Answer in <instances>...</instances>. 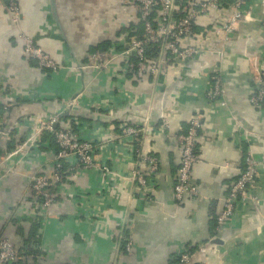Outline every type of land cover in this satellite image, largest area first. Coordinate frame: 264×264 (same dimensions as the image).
<instances>
[{"label": "crops", "instance_id": "crops-1", "mask_svg": "<svg viewBox=\"0 0 264 264\" xmlns=\"http://www.w3.org/2000/svg\"><path fill=\"white\" fill-rule=\"evenodd\" d=\"M131 1L18 0L19 24L1 1L0 83L16 99L8 115L0 110V117L7 126L21 124L3 148L17 147L34 117L59 114L56 127L100 141L102 136L115 138L124 124L139 128L146 120L149 131L140 152L157 160L156 172L147 178L151 200H146L131 179L112 185L101 174L105 155L121 176L147 169L131 139L129 153L121 139L107 143L106 138L95 148L98 167L64 177L54 190V207L39 222L30 211L28 176L48 173L57 150L49 135H43L37 152L17 155L11 171L0 169V236L18 254L8 264H178L185 251L193 252V264H264V104L249 103L255 80L264 77V0H245L249 19L239 23L225 42L218 37L222 10L199 17L194 38L213 31L203 43L211 53L162 68L156 82L149 75L140 79L118 75L123 63L118 56L121 35L137 24L128 6ZM21 33L55 61L56 71L46 72L26 58ZM101 44L105 50L93 51ZM221 49L225 106L205 96L214 52ZM97 51L107 53L106 68H94L92 55ZM196 114L201 127L190 182L198 195L176 202L173 189L180 163L176 135L187 130ZM164 123L167 128H161ZM247 150L259 164L252 192L258 202L236 203L221 235L225 240L218 247V259L208 248L217 237L215 218ZM121 237L133 244L130 256L124 253Z\"/></svg>", "mask_w": 264, "mask_h": 264}, {"label": "built area", "instance_id": "built-area-1", "mask_svg": "<svg viewBox=\"0 0 264 264\" xmlns=\"http://www.w3.org/2000/svg\"><path fill=\"white\" fill-rule=\"evenodd\" d=\"M128 6L141 28L140 30L137 27L131 28L129 32L121 35L123 49L118 56L123 63L118 68V75L127 77L134 74L137 79L149 75L155 82L160 76L162 68L168 69L176 62L188 61L201 54L211 53L204 48L203 43L207 40V34L213 31H206L198 39L194 38L193 25L199 17L209 12L223 11V14L218 18L220 22L218 37L223 42L230 39L239 23L246 22L249 19V11L245 10V0H231L228 4L223 0H132ZM6 8L11 13L13 22L19 24L18 0H7ZM261 26L264 28V20L261 22ZM19 38L22 41L23 53L26 58L34 61L40 69L46 72L57 70L58 66L55 61L35 45L33 38L23 33L19 34ZM152 48L155 49V56L148 57V49ZM214 53L216 61L208 80V89L205 96L209 100H218L221 106H225L219 64L223 60L224 54L222 49ZM106 54V52L97 51L92 55L94 68L99 70L107 67L109 60L106 59ZM76 68L78 69V67ZM15 99V96L12 93L9 94L0 83V110L3 116L8 115ZM71 101L72 105L74 100ZM249 103L253 107L264 104L263 76L257 77L255 80L254 91L249 98ZM59 118V114L41 118L34 117L36 121L26 125L27 134L23 141L13 150L8 151L3 148V144L10 138L16 125L20 126L21 124L16 123L7 126L0 117V169L5 166L7 171H11L15 165L13 163L14 158L17 155L37 152L38 145L45 134L49 135L57 148L48 173H32L28 176L30 211L37 217L39 222L45 221L54 207L56 203L54 190L58 189L64 177H73L79 172L93 170L98 167L94 157L95 148L96 145L105 143L106 138L107 143L121 139V142L127 147L126 151L129 153L131 139L137 158L146 163L147 169L143 172L135 170L128 177L121 176L107 163L109 155H105V161L99 165L101 174L104 177L106 176L108 182L112 185H116L119 180L131 179L138 186L141 197L151 200L147 188V178L156 172L157 160L154 157L142 155V152H140L142 138H145L149 131L146 120L139 128L124 124L115 138L105 137L104 139L102 136L99 138L102 139L100 141L96 138L95 140L79 138L70 129L56 127ZM161 118L163 119L162 115ZM163 127L167 128L168 125L164 123L161 128ZM200 127L201 116L196 114L190 119L187 130L176 135L180 152L177 180L173 189L176 202H181L185 195L192 197L198 195V189L190 182V175L194 164L198 161L196 140ZM258 173L259 164L251 152L247 150L243 167L229 192L223 198L221 212L215 218L214 230L217 237L211 241L208 248L218 259L220 258L218 247L225 240L221 235L228 226L236 203L248 202L255 204L258 202V199L252 193ZM121 242L125 255L130 256L133 248L132 242L127 237H121ZM193 255V252L190 251L181 253L178 257V264H193ZM17 256L15 246L7 238L0 236V264L15 262Z\"/></svg>", "mask_w": 264, "mask_h": 264}, {"label": "trees", "instance_id": "trees-1", "mask_svg": "<svg viewBox=\"0 0 264 264\" xmlns=\"http://www.w3.org/2000/svg\"><path fill=\"white\" fill-rule=\"evenodd\" d=\"M2 2H4V4L5 5H7V0H1ZM138 28L139 30H140V24H135V25H131L130 26V28H129V30L131 29V28ZM106 49V45L105 44H101V45H99V46H97L96 48H94L93 49V51H96V50H105ZM147 55H148V57H153V56H155V49L154 48H152V49H148V53H147ZM18 257V256H17Z\"/></svg>", "mask_w": 264, "mask_h": 264}]
</instances>
